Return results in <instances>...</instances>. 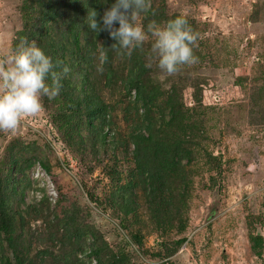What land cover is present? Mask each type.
Segmentation results:
<instances>
[{"label": "rangeland", "instance_id": "374dc122", "mask_svg": "<svg viewBox=\"0 0 264 264\" xmlns=\"http://www.w3.org/2000/svg\"><path fill=\"white\" fill-rule=\"evenodd\" d=\"M31 2L0 0V61L22 51L26 37L20 33L39 29L32 21L38 11L28 12L26 18L22 9ZM152 10L158 25L184 15L198 33L197 63L173 78L155 67L159 92L165 94L172 80L179 83L181 100L193 120V127L183 132L184 137L189 134L183 145L193 161L181 155L176 165L185 178L166 173L174 182L170 203L180 200L185 186L191 193L186 206L171 210L168 205L154 212L144 200L135 176L133 145L126 142L133 108L111 102L122 91L120 83L101 88L100 94L114 105L112 128L123 135L118 146L93 139L74 144L72 135L59 130L57 111L63 97L79 92L62 85L56 98H42L41 112L23 118L13 131H0L1 188L16 184L21 209L39 206L43 199L50 210L60 201L59 214L62 208L76 206L106 243L101 257L114 258L117 264H264V0H153ZM135 24L145 30L143 44L152 46L149 24L145 26L141 15ZM148 55L153 66L158 58L153 50ZM67 84L74 87L77 81L71 77ZM129 99L133 101L134 91ZM31 153L48 170L36 162L23 173L14 166L7 173L10 160ZM130 183L132 194L122 195L119 190ZM9 197L12 203L20 198ZM43 215L28 216L25 226L35 263L95 264L90 237L80 244L69 242L49 228L47 218L52 216L46 211ZM180 238L186 241L176 245ZM41 240L46 242L42 248L51 247L45 258L38 257L35 248Z\"/></svg>", "mask_w": 264, "mask_h": 264}, {"label": "trees", "instance_id": "16d2710c", "mask_svg": "<svg viewBox=\"0 0 264 264\" xmlns=\"http://www.w3.org/2000/svg\"><path fill=\"white\" fill-rule=\"evenodd\" d=\"M114 2L115 0H57V4L54 5L50 0H32L30 4L25 3L22 9L26 18L28 12H39H35L37 17H33L32 20L33 25H38L39 29L33 32L27 31V35L24 31L20 33L26 37L21 43V48L37 37L36 45L51 57L54 63L59 61L71 68V72L62 78L61 84L66 86V90L74 88L79 92L75 96L71 93L63 97V103L57 111L58 119L55 118L61 125L59 130L74 137L73 141L76 142L74 144H83L86 139L89 141L93 139L101 145L118 146L123 135L112 128L115 119L114 105L126 104L133 108L135 118L129 124L126 142L133 145L131 156L134 160L137 182L143 188V198L154 212L168 205L172 206L171 210L181 209L186 206L185 202L191 197V193L183 186L180 200L176 199L170 203L174 194L172 189L174 182L171 175L166 173L177 174V178L180 177L182 180L185 177L181 178L176 165H179L182 156L187 158L189 163L193 161V156H188V151L183 145L189 137V134L184 137L183 132L188 133L187 130L193 127L192 117L187 113V107L181 100L183 87L172 80L165 94L159 92L160 87L155 83V76L159 74L155 70V67L158 68V61L157 63L154 61V68L148 61L152 46L143 44L129 56L123 50L112 47L116 41L107 31L95 33L87 27L88 11L95 10L99 21L104 11ZM152 8L153 0H150L148 12L140 14L145 26L153 21L158 24V18L155 19L153 16ZM50 31L53 32L52 36L49 34ZM102 46L107 52L108 59L103 66L104 72L99 74L96 69ZM193 50L195 55L199 54L198 50ZM185 68L187 67L182 66L178 73ZM91 70L94 72L92 78ZM71 77L77 81L74 87L67 84ZM173 77L175 75L171 76ZM118 83L122 84V91L117 99L111 101L114 105L107 104L100 96L101 88H111ZM131 91H134L133 101L129 99ZM62 92L61 87L60 93ZM138 108L141 109V114H137ZM155 109L158 111L155 112ZM83 129L86 130L85 136L81 135ZM72 142L70 144H73ZM36 162L48 170L41 159L31 153L22 160L18 158L10 160L6 168L7 173L11 171L12 166L16 171L23 173ZM2 183L0 181V264H37L34 262V256L30 254L31 241L28 239L29 233H26L25 226L28 216L42 218L44 211L47 212L48 217L52 216L51 220L47 218L49 228L53 229L54 233L60 234L61 238L79 244L88 237L92 239L89 251L94 255L95 264H117L114 258L101 257L106 243L102 241L100 234L79 216V209L76 206L73 205L70 209L62 208L59 214L57 210L60 201L57 209L50 210L49 203L43 199L39 206L33 204L21 209L23 199L21 192L17 191L16 184L11 183L9 188L2 189ZM130 184L122 187L124 189L119 192L122 195L132 194L134 184ZM10 194L19 195L20 198L12 203L8 199ZM89 196L91 197L92 194ZM130 211L132 208H129ZM255 239L257 242L261 241L258 237ZM185 241L186 238H180L176 241V245H181ZM45 243L41 240L35 245L40 258H45L51 249L50 246L42 248Z\"/></svg>", "mask_w": 264, "mask_h": 264}, {"label": "clouds", "instance_id": "9594fccd", "mask_svg": "<svg viewBox=\"0 0 264 264\" xmlns=\"http://www.w3.org/2000/svg\"><path fill=\"white\" fill-rule=\"evenodd\" d=\"M149 9L150 0H115L99 21L95 10L88 11L87 27L95 33L107 31L116 41L112 47L130 56L143 46L146 38L145 30L134 23L135 18ZM148 32L155 38L152 50L162 73L172 76L182 66L198 62L193 50L197 46L198 33L192 30L184 15L175 17L164 26L153 21L148 25ZM107 59L102 46L98 73L104 72ZM70 72L67 64L54 63L35 42L0 61V131H13L23 118L41 112L42 98H56L60 94L62 78Z\"/></svg>", "mask_w": 264, "mask_h": 264}]
</instances>
